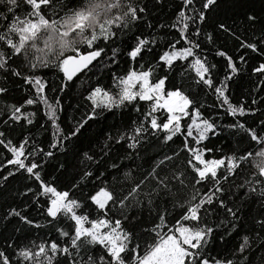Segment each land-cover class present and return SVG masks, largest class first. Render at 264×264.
Instances as JSON below:
<instances>
[{"label":"snow or ice","instance_id":"6c2138e0","mask_svg":"<svg viewBox=\"0 0 264 264\" xmlns=\"http://www.w3.org/2000/svg\"><path fill=\"white\" fill-rule=\"evenodd\" d=\"M164 4L165 0H0V97L6 98L9 83L17 81L31 94L20 106L5 105L9 111L4 123L31 126L42 105L52 129L47 148L35 141L30 144L28 137L14 142L0 131V145L10 153L0 167V173L8 168L0 176V189L7 191L10 178L26 174L35 187L29 184L11 195L37 205L47 224L34 222L24 203L6 204L3 221L13 219L36 229L48 226L57 234L40 242L29 239L23 246L5 241L0 264H264V62L251 70L258 77L252 91L259 99L234 102L232 84L242 71L236 59L226 48L216 50L230 70L219 79L217 65L203 54L200 40L202 33L208 44L215 43L213 33L225 44L232 40L242 50L241 64L246 63L243 50L264 58V0L258 12L248 8L239 20L245 31L253 30L254 39L238 30L235 19L231 24L213 19L229 0H180L175 20L168 25L175 33L157 36L150 17ZM210 21L212 32L206 30ZM168 35L174 39L162 46ZM128 36L132 43L124 55L130 67L123 74L111 72L108 88L89 85L84 96L87 110L74 126L62 128L64 107L58 95L50 97L49 92L64 93L78 77L90 80L94 69L103 71L102 64L118 65L117 41ZM181 68V82L172 83L169 74ZM48 69L60 74L58 85L49 87L44 71ZM191 73L189 81L186 74ZM186 83L213 95L232 120L221 125L202 112L204 105L185 91ZM139 101L147 103L146 113L137 106ZM24 105L36 110L25 111ZM129 106L141 115L125 122ZM157 112L165 113L164 118ZM118 116L119 123L85 136L94 125ZM247 116L255 117L253 123L243 119ZM224 128L239 135V143L246 141L247 147L211 158L208 154L215 149L207 142ZM178 135L183 137L179 152L172 147ZM70 152L79 164V180L72 189L84 192L92 186L83 198L58 189L42 175L44 164L53 158L57 170L63 169L60 154ZM180 152L185 153L183 159ZM169 206L183 209L179 222L168 220ZM225 237L239 240L231 244ZM225 244L227 255L215 250Z\"/></svg>","mask_w":264,"mask_h":264},{"label":"trees","instance_id":"16d2710c","mask_svg":"<svg viewBox=\"0 0 264 264\" xmlns=\"http://www.w3.org/2000/svg\"><path fill=\"white\" fill-rule=\"evenodd\" d=\"M180 0H165V4L162 7L156 8L150 19H152L153 23L156 27L152 30L153 33L157 36H162L164 33H175V29L168 27L170 23H173L175 20L174 14L177 12V8L179 6ZM233 3L235 6H233ZM248 8H254L257 12L260 9V0H229V4L219 10L216 16L213 19H224L228 23H232L235 19L237 22L238 30L243 32L245 36L248 38L254 39L253 30L245 31L242 25H239V20L243 19V12L246 11ZM162 23L165 25L164 29L159 28V24ZM213 23L210 21L207 27L208 32L213 31ZM145 34L148 33L147 29H143ZM258 34V30H257ZM214 35V44H208L204 42L203 33L200 37L203 46V54L208 57L210 63L216 64L217 69L216 73L219 79H223V74L225 71H230L225 68V61L223 58L218 57L215 55L217 49L226 50L230 55H233L236 59V63L238 67L242 70L240 76L235 78V83L232 84L231 94L234 102L239 100L241 103L248 101L252 98L259 99V94L255 91H252V86L256 83L258 77L255 74H252L251 70L254 65L264 62V58H257L255 53H251L250 50H243V55L245 57L246 63L241 64L239 61V57L241 55L242 50H238L235 46V43L232 40H228L227 44H225L224 38L220 37L216 39V34ZM174 39V35H168L165 37L163 43H166L167 40ZM118 46L120 47V55L118 56L119 64L114 65L110 68H104V65H101L100 69H94L93 73H90V80L85 78L84 81H81L80 78H76L74 81L70 82V87L62 94L49 92V96L58 95V98L61 100V103L64 107V111L61 113V127L68 128L75 125L76 121L80 119L82 114L87 110L86 105L89 103L84 99L86 95V89L89 85H97L99 84L102 87L108 88L111 85V72H116L117 74H123V72L130 67V63L127 62L128 58L124 55V50L127 48L129 44L132 43L131 36L126 37L122 41H117ZM106 61L107 57H103ZM47 75L46 79L49 81V87L53 85L59 84V76L54 69L44 70ZM181 69H176L172 73L169 74V80L172 83H180L181 76L180 72ZM83 76V74H81ZM188 80L190 81L194 73L186 74ZM83 83V86L81 84ZM10 94L6 97H0V131H5L6 136L11 138L14 142L21 141L22 137L30 138V144L32 141H35L39 146L47 148L49 141L51 140L52 136V129L48 126L47 117L44 116V109L43 106H38L39 111H36L35 116V123L31 126L27 125L26 123H20L12 125L11 121L9 124H5L4 120L8 119V111L9 109L5 107V105L17 104L20 106L24 103L25 97L30 98V93L26 91L27 86L25 85L24 88H21L20 82L17 81L16 83H9ZM185 91L189 92L190 95L194 96L199 103L203 104L204 107L201 109L206 115H210L217 119V122L221 125L228 124L232 117L225 116L224 111L222 108H219V102L215 101V97L213 95H204L201 94L199 89L196 88L194 85L184 84ZM209 105H214L209 107ZM138 107L141 108L143 113H146L148 110V105L146 102L139 101ZM253 109L259 107V105H252ZM25 111H35L36 109L24 105ZM141 113H137L131 109L129 106L128 109L125 110L124 121L127 122L129 119H134L137 116H140ZM155 115L163 119L165 113L157 112ZM257 116L260 115L259 112L256 114ZM243 119H247L248 123H253L255 117L247 116ZM120 118L119 116L116 120L109 119L106 122L95 126L90 129L87 133H85L86 137H92L98 132L103 131L106 127L111 126L113 123H119ZM175 143L172 144V147L176 151H180L182 147V136H177L174 138ZM240 136L233 135L232 130L228 128H224L221 132L220 136L213 138L208 143L209 147H213L215 149L214 152L209 153V157L211 158H218L222 157L226 154H231L232 150H236L237 152L242 151L247 147V142L239 143ZM27 147V146H26ZM165 147V151H167V146ZM10 155L7 153V150L0 145V167L7 163L5 157ZM185 156L184 152H180V159H183ZM39 159V157H37ZM138 163H142V161H137ZM59 163L64 164V168L61 170L58 169V161L53 158L48 163L44 164L43 170V177L44 179L52 183L58 189L61 190H72L73 195L83 198L87 191L91 190V185H87L85 187V191L81 192L79 189H72V185L79 180V164L78 160L74 157V155L70 152L67 155L60 154ZM126 163H130L127 162ZM8 168H4V172L0 173V176L6 174ZM55 177V179H53ZM0 183H4L2 179H0ZM32 184L35 187V182L26 178L25 175L17 174L16 177L10 178V182L8 185L7 191L0 189V248L5 246V241L20 243L21 246L27 244L29 239H34L37 242H40L42 239L46 238H55L57 235L55 231L50 230L48 226H45L40 229L30 228L23 224L17 223L15 220L10 219L9 221H3L4 213L7 211L6 204H12L13 206L18 204H27L28 207V214L31 218H33L34 222L40 223L42 225H46L47 222L45 220V216L41 214V209L32 204L27 197H19L15 195H11V193H15L16 191L23 192L26 190V186ZM31 195V194H30ZM44 200V197L40 198ZM257 206H253V215H255V211ZM170 215L168 216V220L171 221L173 224L180 221V214L183 209L175 208L172 209L169 206ZM214 219V218H213ZM146 224L150 225V220H146ZM171 226V225H170ZM247 227V225H245ZM19 228L20 230L17 231L16 229ZM47 234V235H45ZM226 241H230L231 244H235L239 237L236 240H233L231 237H225ZM142 241V247H143ZM229 247L228 244L216 246L215 250L218 252L224 253L227 255L228 252L226 249ZM260 255L259 251L256 252V256Z\"/></svg>","mask_w":264,"mask_h":264}]
</instances>
